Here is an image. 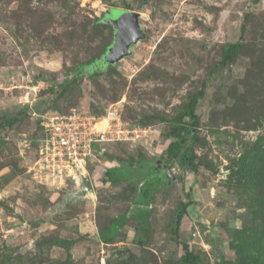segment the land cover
Masks as SVG:
<instances>
[{
  "label": "rangeland",
  "instance_id": "374dc122",
  "mask_svg": "<svg viewBox=\"0 0 264 264\" xmlns=\"http://www.w3.org/2000/svg\"><path fill=\"white\" fill-rule=\"evenodd\" d=\"M129 11L142 37L103 59ZM72 110L144 135L43 166L40 119ZM181 124L195 174L164 154ZM184 243L264 264V0H0V264H185Z\"/></svg>",
  "mask_w": 264,
  "mask_h": 264
},
{
  "label": "built area",
  "instance_id": "2783aa9c",
  "mask_svg": "<svg viewBox=\"0 0 264 264\" xmlns=\"http://www.w3.org/2000/svg\"><path fill=\"white\" fill-rule=\"evenodd\" d=\"M38 125L37 136L45 150L42 165L61 169L71 165L83 168L97 146L138 140L144 135L143 129H129L112 113L98 117L72 110L69 114L43 116Z\"/></svg>",
  "mask_w": 264,
  "mask_h": 264
},
{
  "label": "trees",
  "instance_id": "16d2710c",
  "mask_svg": "<svg viewBox=\"0 0 264 264\" xmlns=\"http://www.w3.org/2000/svg\"><path fill=\"white\" fill-rule=\"evenodd\" d=\"M106 20L108 22V18H106ZM238 49H239V43L228 44L227 50L220 62V65L226 66L233 59L234 53ZM108 52H109V49H108ZM107 54L103 57V59L104 58L106 59ZM103 59H101V61H104ZM101 61H99L98 64H100ZM82 75H83V72L81 70H77L74 77H81ZM198 98L199 96H194L188 105V116H190L192 119L196 118L194 112H195V107L197 105ZM173 135L174 134H172V136ZM175 136L177 137V139L169 143L164 154L167 156L169 160H172L173 162L177 163L181 168L188 170L190 173L195 174L197 171V166L194 163V157H193L192 149L190 146L191 139L193 136V128L187 124H181L176 128ZM158 183H159V178L153 174V176L149 178L146 181V183L141 185L140 194L137 197V202L140 203L141 201L147 199V196L149 193L148 188L149 189L152 188L154 190L157 188ZM184 211H185V208H183L178 213L177 226L179 225L178 224L179 220L183 216ZM183 251L185 253L184 255L185 264H192L191 255L188 250V245L186 243L183 244Z\"/></svg>",
  "mask_w": 264,
  "mask_h": 264
},
{
  "label": "water",
  "instance_id": "95a60500",
  "mask_svg": "<svg viewBox=\"0 0 264 264\" xmlns=\"http://www.w3.org/2000/svg\"><path fill=\"white\" fill-rule=\"evenodd\" d=\"M120 11V10H119ZM113 12H118V10H114ZM127 12V11H125ZM131 12V11H129ZM131 20L126 22L125 24V31L123 34H125L124 38H123V41L120 42L118 41V36L119 34L117 35V38H115V46H113V51H109L108 54H107V58L108 56H112V53L115 55H113L114 58H121V56H124L126 54H129L130 53V49L132 47V44H134L139 38L142 37V33L138 27V16L136 13L134 12H131ZM113 15V14H112ZM111 17V15L109 16V18ZM119 25V24H118ZM112 50V49H111ZM112 57V59H113ZM115 62L116 60L113 59Z\"/></svg>",
  "mask_w": 264,
  "mask_h": 264
}]
</instances>
